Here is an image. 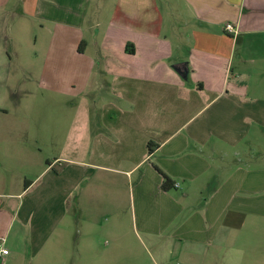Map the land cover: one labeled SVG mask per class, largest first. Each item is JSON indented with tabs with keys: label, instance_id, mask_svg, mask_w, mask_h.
Returning <instances> with one entry per match:
<instances>
[{
	"label": "crops",
	"instance_id": "1",
	"mask_svg": "<svg viewBox=\"0 0 264 264\" xmlns=\"http://www.w3.org/2000/svg\"><path fill=\"white\" fill-rule=\"evenodd\" d=\"M104 2L0 0L49 33L39 86L86 92L66 152L16 189L0 178L1 262L24 237L39 251L67 236L69 204L85 190L94 216L120 221L129 203L136 237L162 264H264L263 229L246 230L264 220V87L240 78H264V54L248 52L249 37L264 33V0H110L106 13ZM127 237L117 228L119 247Z\"/></svg>",
	"mask_w": 264,
	"mask_h": 264
},
{
	"label": "rangeland",
	"instance_id": "2",
	"mask_svg": "<svg viewBox=\"0 0 264 264\" xmlns=\"http://www.w3.org/2000/svg\"><path fill=\"white\" fill-rule=\"evenodd\" d=\"M105 1L102 11L106 13L110 9V0ZM164 7L168 8L169 5L164 4ZM90 32L95 33L94 30L86 33ZM249 38L248 52L264 54V33H256ZM48 39L49 33L41 28L39 20L22 15L16 3L0 9V107L6 109L0 113V134H7L5 139L0 138V178L10 181L13 189L17 188V182L23 185L26 175L30 178L38 173L46 157L52 161L53 155L66 152L77 103L86 93L54 94L39 86L37 75L48 50ZM242 50L243 46L238 43L235 63L239 62ZM250 76L246 74L240 78L253 88L264 87V78L254 72ZM93 96L89 94L87 98ZM92 112L94 116L96 108ZM8 139L13 142H9V148H4L1 140ZM7 149L13 151L15 156H7L4 153ZM93 206L92 198L84 190L78 204H69L67 220L63 223L67 224V236L60 238V235H55L39 251L30 249L27 237H24L21 252L12 248L6 263L162 264L154 249L136 237L129 203L126 202L121 210L120 221L117 215L106 211L94 216L96 211ZM254 223V227L249 225L246 230H255L259 225L264 237V220ZM117 228H123L128 234L126 245L122 247H119L116 239ZM252 238L254 244L259 239L258 236ZM131 241L133 246H130ZM1 261L0 264H5ZM169 264H177L176 259Z\"/></svg>",
	"mask_w": 264,
	"mask_h": 264
},
{
	"label": "trees",
	"instance_id": "3",
	"mask_svg": "<svg viewBox=\"0 0 264 264\" xmlns=\"http://www.w3.org/2000/svg\"><path fill=\"white\" fill-rule=\"evenodd\" d=\"M79 49L82 50V48H80V47H79ZM155 145L156 144L152 141L148 142L147 147H148L149 153H151L154 150ZM47 163H50V161H47ZM163 175H164V180L162 183L163 189L168 190V189L173 188V186H174L173 181L168 176H166L164 173H163Z\"/></svg>",
	"mask_w": 264,
	"mask_h": 264
},
{
	"label": "built area",
	"instance_id": "4",
	"mask_svg": "<svg viewBox=\"0 0 264 264\" xmlns=\"http://www.w3.org/2000/svg\"><path fill=\"white\" fill-rule=\"evenodd\" d=\"M226 29L231 33H236L237 31L236 28L231 23H228L226 25ZM7 254H9V249L5 246L4 241H0V259H2Z\"/></svg>",
	"mask_w": 264,
	"mask_h": 264
},
{
	"label": "water",
	"instance_id": "5",
	"mask_svg": "<svg viewBox=\"0 0 264 264\" xmlns=\"http://www.w3.org/2000/svg\"><path fill=\"white\" fill-rule=\"evenodd\" d=\"M174 67L183 76H186L187 75V73H188V64H187V62H179V63L175 64Z\"/></svg>",
	"mask_w": 264,
	"mask_h": 264
}]
</instances>
